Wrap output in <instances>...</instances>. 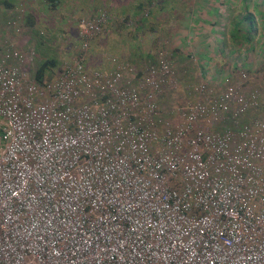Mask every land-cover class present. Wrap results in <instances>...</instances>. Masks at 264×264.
Returning a JSON list of instances; mask_svg holds the SVG:
<instances>
[{"label":"built area","instance_id":"obj_1","mask_svg":"<svg viewBox=\"0 0 264 264\" xmlns=\"http://www.w3.org/2000/svg\"><path fill=\"white\" fill-rule=\"evenodd\" d=\"M107 21L81 20L43 83L0 46V264H264V88L199 82L168 107L165 57L89 65Z\"/></svg>","mask_w":264,"mask_h":264},{"label":"crops","instance_id":"obj_2","mask_svg":"<svg viewBox=\"0 0 264 264\" xmlns=\"http://www.w3.org/2000/svg\"><path fill=\"white\" fill-rule=\"evenodd\" d=\"M37 1L39 3H37L39 9H46L48 12L47 24H43L44 27L37 26L38 14H40L39 11L28 7L33 0H0V16L4 18L1 22L2 33L0 32V46L4 50H12L22 56L32 57L34 52L40 55H47L43 53L45 43L52 41L54 38H58L60 41H57L56 49H59L58 54H60L62 50V54H64V56L62 55L63 63L67 61L64 60L65 58H70L68 61H72L75 57L79 56L77 46L81 41V20L84 18H93L92 16H96L101 12H106L110 16L109 21L106 23L107 26H105L103 31L90 42L94 49V60L98 65L96 68L115 70L121 66H129L135 70L137 74H140L150 66L159 68L160 59L165 56L169 59L170 62H168L170 65H173L171 62L172 56L174 54H181L183 51L186 52V56H189V60L185 59L188 62L182 60L183 63L180 65L182 61L179 59L178 66L179 69L184 71L183 74L185 76L188 74V82H200V80L204 82V78H208V80H206L212 87H220L223 84L222 82H236L238 76L241 78V73L247 70V67H251V69H248L252 71L256 69L258 72L264 67L263 60L255 57L253 54V51L256 50L255 40L252 42L251 48L246 43L239 45V41L242 42V34L239 35L237 33V28L243 17L234 19L233 22H237V24L232 27L233 33H231L229 27V25L232 24L230 20L232 18V13H230L229 19H227L226 22L228 23L227 26L220 30L216 29L217 34L211 30L208 35L207 29L204 28L205 25L197 18V15L204 17L210 15L211 10L209 6H211L212 0H195L193 1V5L187 3L185 0H165V5L166 1L174 3V8L171 10L173 14L171 16H168V8L165 7L164 10L163 6H161V0H132L128 2V4H121L123 7L119 6L118 8H115L110 0H98L96 3L92 1L84 2L83 0H76L78 2H75V0ZM157 1L160 5H156ZM216 1L217 0H214V2ZM229 1L232 3L234 0ZM240 1L242 0H237V3ZM251 1L254 2L253 7L256 4L264 14V0ZM176 5L177 9L175 8ZM130 7L132 9H129ZM66 8L70 10L67 11L65 10ZM60 10L63 14L68 13L67 17H65L66 23H61L59 20L61 15ZM49 15H51L50 18ZM56 15L58 18L53 21ZM173 15H175V17H172ZM254 19L256 30L258 29L257 31L263 34L262 43H264V15H258V17H254ZM71 21H73L74 25L69 29V27H71ZM134 24L137 26L134 27ZM21 27L28 30L26 32L29 34L28 36L31 41H27V39H24L26 40L24 41L23 38L25 37L19 39L21 33L19 30ZM125 28L129 29L130 32L126 34L128 38L122 42L123 46H121L115 39H121L120 33ZM38 30L41 33L44 32L46 35V37L44 36V41L46 40V42L44 43L43 40L39 42L43 46L39 48L41 50L40 52H37V47L33 41V37L42 35ZM186 33H189L190 36L186 35L185 37L184 34ZM197 33L199 36H196L198 35ZM173 34L179 37L174 39ZM164 37H167L168 41L163 40ZM192 38H196L197 41L195 40L192 43ZM215 39L216 42L217 40L222 41L218 47L215 45ZM169 40L171 42H169ZM183 41H185L184 44ZM31 44L35 50L34 52L30 49ZM212 44L215 45L214 50L211 49ZM261 44L260 50H262ZM229 45H231L232 48L230 53H232L234 57L239 56L237 54H242L238 57L240 61L234 58L223 60L217 57V51H220V55L227 54L228 52L225 53V51L229 48ZM24 47L27 49L25 50ZM96 48L100 51H96ZM217 48H220V50ZM246 48L249 49L248 52L245 50ZM249 56L251 59H249ZM245 57H247V59H245ZM38 59L40 60L36 61L35 67L32 66L33 62H31V59L29 61L27 60V65L24 66L27 68V73L30 77L33 78L34 72L39 65L48 60L53 61L55 65L48 70L49 72L46 80L58 75L61 68L58 58L55 57L51 59L39 56ZM191 59H193L195 63H192ZM227 60H233L237 67L233 66V62L229 63ZM250 63L252 64L250 65ZM244 64L247 65V67H245ZM182 65L186 67L183 68ZM190 70L194 72L191 74L189 72ZM49 74H52V76L49 77ZM249 74L246 77H251ZM186 79L185 77L184 80ZM136 82L137 80L135 79L133 83ZM193 85L194 84L187 83L182 87L190 88V86ZM182 91L185 95L186 90ZM191 97L195 99L197 95Z\"/></svg>","mask_w":264,"mask_h":264},{"label":"rangeland","instance_id":"obj_3","mask_svg":"<svg viewBox=\"0 0 264 264\" xmlns=\"http://www.w3.org/2000/svg\"><path fill=\"white\" fill-rule=\"evenodd\" d=\"M84 2H89V1H92V2H97L98 0H83ZM111 1V3L114 5V7L115 8H118L119 6H121V7H123L121 4H128V2H131L132 0H110ZM187 3H189V4H191V5H193V1H195V0H185ZM75 2H78V1H76L75 0ZM161 2V6H163V8H164V10H165V7H167L168 8V12H169V14H168V16H171L172 14H173V12H171V10L174 8V3H170V1H166V5H165V0H161L160 1ZM258 2V1H257ZM37 3H38V1L37 0H33V2L28 6L29 8H34V9H37V11H39V13L40 14H38V20H37V26H41V27H44V25L43 24H47V20H48V12L46 11V9H43V10H40L39 9V5H37ZM39 4V3H38ZM156 5H160V4H158V1L156 2ZM253 5H254V2L253 1H251V0H242V1H240V2H238L237 3V0H234V1H232V3L229 1V0H217L216 2H214V0H212L211 1V6H209V8H210V10H211V12H210V15H208V16H206V17H204V16H200V15H197V18H199L200 19V21L205 25L204 26V28L205 29H207L206 31L208 32V35L210 34V32H211V30H213L214 31V33L216 32V29L217 30H220L221 28H224V27H226L227 26V24L228 23H226L227 22V19H229V14L230 13H232V18L230 19L231 20V22H232V24H230L229 25V27H230V30H231V33H233V30H232V27H233V25H236L237 24V22H233L234 21V19H236V18H241V17H243V16H245V15H252L253 17H258V15H261V16H263L264 14L261 12L262 10H260V7H257V5L255 4V8L253 7ZM32 6V7H31ZM38 6V7H37ZM226 6V7H225ZM175 8L177 9V5L175 6ZM129 9H132L131 7L129 8ZM63 10V9H62ZM65 10H67V11H69L70 9L69 8H66ZM137 12H139L138 10H136ZM198 11H199V9H198ZM249 12V13H248ZM50 13V12H49ZM106 13V12H105ZM239 13H241V14H239ZM60 18H59V20L61 21V23H66V20H65V17H67V14L68 13H66V14H63L62 13V11L60 10ZM107 14V13H106ZM207 15V14H206ZM50 16L51 15H49V18H50ZM93 18L95 17V16H92ZM107 17L109 18L110 16L107 14ZM172 17H175V15H173ZM56 18H58V16L56 15L55 16V18L53 19V21H55L56 20ZM2 19L4 20V18H1V16H0V32L2 31V29H1V25H2ZM84 19H92V18H84ZM7 20V19H6ZM205 20H206V22H205ZM108 21H109V19H108ZM6 22V21H5ZM70 24H71V27H69V29H71L72 28V26L74 25V23H73V21H71L70 22ZM210 24H212V25H210ZM105 26H107V24H105ZM104 26V27H105ZM137 25L136 24H134V27H136ZM157 27V26H156ZM258 30V29H257ZM21 33H20V37H19V39H22L23 37H25V38H23V40L24 39H27V41H31L30 40V37L28 36L29 34L26 32V31H28V30H26L25 28H20V30H19ZM38 32H40L39 30H38ZM128 32H130V30L129 29H127V28H125V29H123L122 31H121V35H120V37H121V39L120 38H116L115 40H116V42L117 43H119L121 46H123V44H122V42L123 41H125L127 38H128V36H126V34L128 33ZM234 32H236V31H234ZM258 32V33H257ZM256 33H252L251 35H250V40L249 39H247L246 41H239V45H241L242 43H246V44H248L249 45V47L251 48V46H252V42L255 40V42H256V50L255 51H253V54L255 55V57H257V58H259V56H260V54H264V53H262L263 51L262 50H260V44L263 42V34H262V32H260V31H257ZM2 33V32H1ZM213 33V34H214ZM40 34H42L41 36H35V37H33V41L35 42V45H36V47H37V52H40L41 50L39 49V48H41V47H43L39 42L41 41V40H43L44 41V38L46 37V35H45V33L43 32V33H41L40 32ZM198 34V33H197ZM216 34H217V32H216ZM185 35V37H186V35H189L190 36V34L189 33H186V34H184ZM45 36V37H44ZM173 36H174V39H177L179 36L177 35H175V34H173ZM196 36H199V34L198 35H196ZM9 38V37H8ZM29 38V39H28ZM205 38V37H204ZM256 38V39H255ZM9 39H11V38H9ZM193 39V38H192ZM163 40H166V41H168V39H167V37H164V39ZM197 41V39L196 38H194L193 40H192V43L194 42V41ZM204 40V39H203ZM24 41H26V40H24ZM57 41H60L58 38H54V39H52V41H48V42H46V40L44 41V43H45V47H44V52L43 53H45V54H47V55H40V54H36V52H34L35 50H34V48H33V45L31 44V48L30 49H32L33 50V52H34V54H33V56L31 57V56H29V58L31 59V62H33L32 64V66L33 67H35V65H36V61H38V60H40V59H38L39 58V56H42V57H46V58H51V59H54L55 57L56 58H58V62L60 63L59 65L60 66H62V64H63V60H62V57L64 56V54H62V50L60 51V54H58V52H59V49H56V47H57ZM180 41H182V40H180ZM223 41H224V39H223ZM260 41H261V43H260ZM91 42V41H90ZM169 42H171L170 40H169ZM213 42H214V40H213ZM31 43V42H30ZM185 43V41H183V44ZM222 43V41H220V40H217V42H216V39H215V45L218 47V45H220ZM81 44V42H79V44H78V46H77V50L79 49V45ZM162 44V43H161ZM214 44H212L211 45V49L212 50H214V46H215ZM231 48V45H229V48H227V50L225 51V53L226 52H228L227 54H223V55H220L221 53H219L220 51H217V57L219 58V59H230V58H234V59H236V60H239L238 59V57H240L241 55L240 54H237V55H239V56H236V57H234V55H232V53H230V50H232V48ZM24 49L26 50L27 48H25L24 47ZM165 49H166V47H165ZM218 50H220V48H217ZM93 46H92V43H90L89 44V48H88V51H87V61H88V63H89V65L91 66V67H96V66H98L97 65V63L95 62V60H94V56H93ZM247 52L249 51V49H245ZM96 51H100V50H98V48H96ZM260 51H262V52H260ZM25 53H27V52H25ZM240 53V52H239ZM90 54H91V56H90ZM249 54H251V53H249ZM63 55V56H62ZM251 56V55H250ZM249 56V57H250ZM170 57V56H169ZM248 57V58H249ZM165 58L167 59V57L165 56ZM171 58V57H170ZM42 59H44V58H42ZM172 63H173V65L175 66H173V65H170L171 66V68H172V71L174 72V75H173V77H174V79L176 80V82H178V88L177 89H169V90H166L165 91V93H164V98H162L161 99V101H160V103L161 104H164V105H166V106H168V107H173V106H175V105H178L180 102H182V100H183V98L184 97H187V94H188V90H187V93L185 92V95H184V93H183V91H182V88H184V87H182V86H184L185 84H187V83H191V84H195V83H199V82H188V74L185 76L184 74H183V72L184 71H182L181 69H179V66H178V63H179V59H180V61H184L185 59H188L189 60V56H186V52H183L182 51V53L181 54H174L173 56H172ZM245 59H247V57H245ZM249 59H251V57L249 58ZM248 59V60H249ZM64 60H70V58H65ZM67 61H64V62H67ZM183 61L182 62H180V65H181V63H183ZM186 62H188L187 60H185ZM229 63L230 62H233V66L234 67H237V65L234 63V61L233 60H227ZM240 61V60H239ZM241 61H242V58H241ZM170 62V61H169ZM185 62V63H186ZM191 62L192 63H195L194 62V60L193 59H191ZM264 62V61H263ZM240 63V62H239ZM252 63H250V65H251ZM245 65V64H244ZM183 66V68H185L186 66L185 65H182ZM264 66V65H263ZM59 67V66H58ZM245 67H247V65H245ZM174 68V69H173ZM248 68H250L251 69V67H247V69ZM203 69V68H202ZM193 70V69H192ZM254 70H256V69H254ZM191 74L194 72V71H192L191 72V70L189 71ZM197 72V71H196ZM242 74V73H241ZM52 76V74L50 75L49 74V77H51ZM249 76H251V77H247V78H243L242 77V75H241V78L240 77H238L237 78V80H236V82H234L235 84H239V86H245V88H246V84L244 83V82H248V81H250V82H248V85L250 86V89H252V88H261V87H264V67L258 72V70L256 71V72H254V71H251L250 72V74H249ZM182 77H183V80H182ZM185 77L187 78L186 80H184L185 79ZM199 77V76H198ZM208 80V78H204V82L206 81L207 82V80ZM197 80H199V79H197ZM196 80V81H197ZM200 82H202V80H200ZM221 87L222 86H220L219 88L221 89ZM218 88V89H219ZM191 99H192V97H191Z\"/></svg>","mask_w":264,"mask_h":264},{"label":"trees","instance_id":"obj_4","mask_svg":"<svg viewBox=\"0 0 264 264\" xmlns=\"http://www.w3.org/2000/svg\"><path fill=\"white\" fill-rule=\"evenodd\" d=\"M56 1V0H53ZM255 19L252 15H245L243 16V18L241 19V21L239 22L238 28H237V33L240 35L242 34V41H246L247 39L250 40V35L255 31L256 27H255ZM255 28V29H254ZM262 47V53H264V43L261 44ZM260 59H262L264 61V54H260L259 56ZM167 61H169V59H167ZM55 64L53 61L48 60V61H44L42 62L39 67L35 70L34 72V80L39 82V83H43L46 80L47 74H48V70L53 67ZM205 71V70H204ZM252 70L247 69L245 71L242 72L245 73V76H248V74L251 72ZM254 72H256L257 70H253ZM241 74V75H242ZM239 77V76H238Z\"/></svg>","mask_w":264,"mask_h":264},{"label":"clouds","instance_id":"obj_5","mask_svg":"<svg viewBox=\"0 0 264 264\" xmlns=\"http://www.w3.org/2000/svg\"><path fill=\"white\" fill-rule=\"evenodd\" d=\"M107 15V14H106ZM97 16V15H96ZM93 19V18H92ZM109 19V18H108ZM108 22V21H107ZM105 26V25H104ZM104 28V27H103ZM103 31V30H102ZM257 32V30L255 29V31H254V33H256ZM258 33V32H257ZM245 73H243L242 74V77H243V75H244ZM241 76V75H240ZM261 88H264V87H261Z\"/></svg>","mask_w":264,"mask_h":264}]
</instances>
